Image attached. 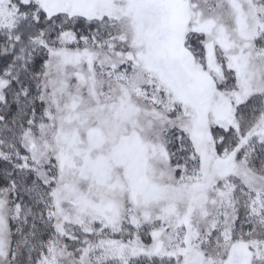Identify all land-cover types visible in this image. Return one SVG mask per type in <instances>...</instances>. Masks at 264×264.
Masks as SVG:
<instances>
[{
	"label": "snow or ice",
	"instance_id": "snow-or-ice-1",
	"mask_svg": "<svg viewBox=\"0 0 264 264\" xmlns=\"http://www.w3.org/2000/svg\"><path fill=\"white\" fill-rule=\"evenodd\" d=\"M0 264H264V0H0Z\"/></svg>",
	"mask_w": 264,
	"mask_h": 264
}]
</instances>
